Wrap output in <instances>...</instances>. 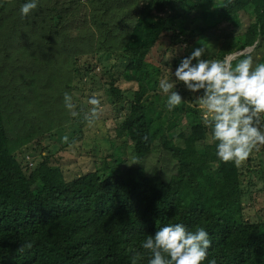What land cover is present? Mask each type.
<instances>
[{"label": "trees", "instance_id": "1", "mask_svg": "<svg viewBox=\"0 0 264 264\" xmlns=\"http://www.w3.org/2000/svg\"><path fill=\"white\" fill-rule=\"evenodd\" d=\"M23 2L0 0V264H132L133 256L136 264H147L142 241L176 222L208 231L212 243L202 264H264V218L247 219L242 205L252 195L244 185L250 166L260 169L264 188V163L250 164V154L264 156V145L251 151L245 166H217L197 94L177 84L183 100L169 110L158 87L167 50L150 59L161 38L169 40V49L184 46L172 57L174 71L195 39L200 46L206 38L210 58L235 54V65L251 55L254 65L264 63V0H39L22 16ZM246 47L252 49L236 54ZM93 51L127 63L104 71L103 95L122 116L116 135L132 143L131 156L115 146L105 157L94 153L78 176L45 184L15 151L42 135L50 113L58 119L69 114L64 94L85 74L94 76V67L82 69L77 59ZM119 79L139 87L122 90ZM32 85L42 87L40 105L33 103ZM31 109L45 110V118L31 122ZM10 130H17L14 139ZM154 143L176 162L167 177L141 163Z\"/></svg>", "mask_w": 264, "mask_h": 264}, {"label": "clouds", "instance_id": "2", "mask_svg": "<svg viewBox=\"0 0 264 264\" xmlns=\"http://www.w3.org/2000/svg\"><path fill=\"white\" fill-rule=\"evenodd\" d=\"M38 3L39 0H24L20 14L26 16ZM206 52L204 44L193 47L180 58L174 71L170 70L174 79L162 78L158 87L166 94L169 110L183 100L177 84L182 82L186 91L197 94L202 122L210 129L209 142H215L217 166L229 161L238 165L255 147L264 145V63L254 65L249 55L233 65L230 59L234 54L229 60H214L202 58ZM89 103L98 106L99 101L90 97ZM64 104L70 110L74 108L68 93L64 94ZM96 111L93 107L86 117L89 123ZM71 114L75 116L76 112ZM62 139L67 140V136ZM211 243L204 227L192 231L176 222L161 225L142 241L141 247L150 253L147 264H202ZM132 264H136V256ZM208 264H216V260L209 259Z\"/></svg>", "mask_w": 264, "mask_h": 264}, {"label": "rangeland", "instance_id": "3", "mask_svg": "<svg viewBox=\"0 0 264 264\" xmlns=\"http://www.w3.org/2000/svg\"><path fill=\"white\" fill-rule=\"evenodd\" d=\"M248 22L249 18L245 16L243 27L246 26ZM160 40L161 41H158L157 45L152 48L150 59L158 60L156 57L160 56L167 50L164 59L168 60L169 64L162 63V67H165L164 78L171 80L173 77H171L170 70L173 69L169 68V65H171L172 57L182 55L184 46H181V48L174 47V49H169V40L167 38H161ZM203 40L202 44H204L208 50L209 44L207 43L206 38ZM79 45L78 49L79 52H81L83 50L81 48L83 47V44L80 43ZM198 46V39H195L191 50L193 47ZM213 46L218 48L220 47V43ZM251 49L252 47H246L243 50L237 51L236 54L247 52ZM105 53L106 52L93 51L83 53L78 57L76 66L82 67L83 69L90 64V67H94V70H92L94 76L91 73L85 74L79 84L72 85L73 90L72 93L69 94H72L70 96L72 97L74 108L71 109L69 114L64 115L61 119H58L57 116L52 114L53 112L50 113L46 120L51 125L47 124L39 130L42 135H35L28 142H22L15 151L19 158H21L20 160H23V162L30 166L28 168L29 170H37V177L41 178L45 184L50 181H52V183L55 182L56 184L62 181V179L68 180L78 176V174L83 172L82 169L86 167L87 162L95 159V157H92L93 155L96 154L100 157H105L106 154L114 152L115 146L122 147L125 149L124 153L128 154L129 157L131 156L132 143L125 137L118 138L116 135V127L121 121L122 116L119 115V110L114 111L113 103L106 100L103 95L105 87L103 82L106 80L107 76L104 71L109 70L113 65L119 66V68H124L127 63L118 57H115L114 54ZM204 55L207 59L216 60V57L210 58L208 51ZM232 56L233 54L227 58L230 59ZM167 57L168 59H166ZM22 61L24 60L22 59ZM24 62H26L27 65H33L34 63L33 60H27ZM90 76L92 77L90 78ZM0 80L4 81L3 76L0 77ZM117 82L119 88L122 90H136L139 87L135 80L119 79ZM75 86H78V89H74L73 87ZM40 87L31 86V90L34 91L35 89L37 94L33 93L36 96V99L33 102L34 104L39 103L40 105V99L43 98L40 97L42 90V87ZM90 97H95L99 101L98 106H93L89 103ZM196 99H198V97H196ZM93 107H96L97 111L94 120L92 123H89L86 117L90 115ZM111 108L113 110H111ZM118 108H122L120 102ZM35 110L36 109H31L26 115L31 122L38 123L40 114H42L41 119H44L46 111L39 109L37 114ZM73 111L76 112L75 116L71 114ZM115 114L118 115V117H116ZM34 116L36 118H33ZM183 122L184 121H182V123ZM11 126L14 125L12 124ZM39 126H41V124ZM16 133L17 130H10L12 139H14ZM65 136H67V140L62 139ZM198 144H201V142H198ZM262 147L263 145L257 146L256 148L259 150ZM259 153L260 152L250 154V158H255L250 162L251 165H260L261 161L264 163V156L263 154L259 155ZM250 158L247 157L244 161L240 162V164L245 166ZM141 163L148 172L157 171L162 173L165 177H167L168 172H172L174 164H176L168 153L162 152L161 146L158 143L152 145L150 154L147 157L145 156L141 160ZM41 164V167H37ZM128 164H130L129 159L124 161V164L120 166L119 171H122ZM52 166L53 168H49ZM250 168V171L252 172L248 174L249 176L244 177V185L246 186L248 184L247 186L252 195H247L242 203L243 215L247 219L257 220L258 218H264V188L261 177L257 174L260 169L251 166Z\"/></svg>", "mask_w": 264, "mask_h": 264}]
</instances>
